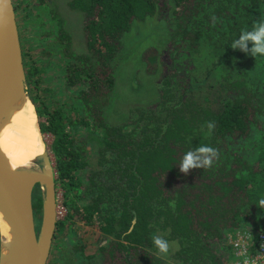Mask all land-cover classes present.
<instances>
[{
	"label": "trees",
	"instance_id": "1",
	"mask_svg": "<svg viewBox=\"0 0 264 264\" xmlns=\"http://www.w3.org/2000/svg\"><path fill=\"white\" fill-rule=\"evenodd\" d=\"M13 4L19 16L22 7ZM67 6L83 16L81 51L62 21L46 37L67 61L63 81L78 91L75 106L51 110L40 99L37 69L23 52L41 134L54 138L56 185L67 209L55 240L75 234L78 245L67 252L81 264H227L229 236L249 233L257 241L264 232V56L231 47L264 21V0ZM154 38L156 45L144 46ZM130 46L146 48L137 57L147 78H133L131 89L152 96L130 104L128 123L110 125L109 113L125 106L114 102L120 67L135 71L127 64L136 57ZM76 129L91 136L77 139ZM200 146L217 151L213 165L181 172L184 155ZM157 235L168 240L167 255L155 248Z\"/></svg>",
	"mask_w": 264,
	"mask_h": 264
},
{
	"label": "rangeland",
	"instance_id": "2",
	"mask_svg": "<svg viewBox=\"0 0 264 264\" xmlns=\"http://www.w3.org/2000/svg\"><path fill=\"white\" fill-rule=\"evenodd\" d=\"M13 2L15 4L19 3L20 7H22V9L19 11V16H17V18L19 17L20 21H17V23L19 31L20 33H22V52H24L25 50V52L30 54L31 61L34 64V67L37 69L36 78L38 80L39 87V92L37 91V95L41 96L40 99L45 101L46 105L51 110H68L72 106L76 105V97L78 91H70L65 87L63 77L64 68L66 67L67 61L60 58L59 56H55L53 49H51L52 38L50 36L46 37V33L56 32L59 26V22L62 21L65 24V27H67L69 31H71V33L73 34L75 51L80 52L82 48L79 47L82 43L83 37V34L81 33L83 16L79 13L72 12L68 8L67 5L69 3V0H46V2L42 5H40L39 0H13ZM56 15L58 16L57 18L55 17ZM24 16L27 17L26 19L22 20ZM151 24L154 27L156 26L157 28L162 29V27L159 26L156 21L151 22ZM132 38L133 37L130 38V41L132 40ZM154 44L156 45L155 38L149 39L147 43H144V46L148 47ZM145 49L146 48L142 46H130V50L134 51L136 57L130 59L127 64H133V69H135V71L128 72L126 70L125 65H122V67H120V71L118 72L117 78L121 84L116 89L114 102L119 101L120 104H123L125 106L123 107V110L115 109L114 112L111 111L109 113L110 120H108V124L110 125H122L123 123H128V116H130V104L139 103L138 101L140 100H148V98L152 96L146 91H142L143 93H135L134 91H132L129 83L130 81L132 83L133 78L147 79L144 73L139 72L140 62L137 57L140 56V53H142ZM165 49L163 53H169ZM45 51L49 56L43 54ZM23 58L25 65L24 54ZM28 62H30V60ZM27 94L30 99L28 100L32 105L33 102L31 98L33 95L35 96L36 94L30 92L29 86L27 87ZM23 96L25 95L23 94ZM32 106L34 107V105ZM89 136H91V132L88 129H76L75 131V138L77 139L85 140V138H88ZM42 140L43 143L46 145L48 153L51 156L52 162L55 165L54 155L51 151L54 138L51 135H43ZM91 159L93 162H96V158L93 153L91 154ZM38 198L42 200L40 187H37V190L35 192L34 207L39 206V203L37 201ZM56 202L57 208L58 206L60 208L64 207L67 214L66 205L64 204V192L61 188H57ZM35 214L37 227H40L42 214H39L37 211H35ZM63 219L58 218V221H62ZM1 223L2 222L0 219V261L2 256V250L6 246V242L2 237ZM77 245L78 239L76 235L72 233L66 236L65 239H57V241L54 240L48 264H81L78 260H76L77 257H75L72 253L67 252L72 249L73 246Z\"/></svg>",
	"mask_w": 264,
	"mask_h": 264
},
{
	"label": "water",
	"instance_id": "3",
	"mask_svg": "<svg viewBox=\"0 0 264 264\" xmlns=\"http://www.w3.org/2000/svg\"><path fill=\"white\" fill-rule=\"evenodd\" d=\"M27 87L13 0H0V121L17 90L21 89L29 99ZM38 127L43 137L39 122ZM39 167L42 177L26 176L15 183L0 158V211L3 212V218L13 233L7 245L15 254L14 264H48L55 240L58 224L57 171L50 154L44 156L43 163ZM37 187H40L42 194L40 227L36 224L34 207Z\"/></svg>",
	"mask_w": 264,
	"mask_h": 264
},
{
	"label": "bare ground",
	"instance_id": "4",
	"mask_svg": "<svg viewBox=\"0 0 264 264\" xmlns=\"http://www.w3.org/2000/svg\"><path fill=\"white\" fill-rule=\"evenodd\" d=\"M17 90L4 117L0 121V158L8 169L11 179L17 183L26 176H41L40 165L48 153L38 127V116L30 101ZM2 237V264H14L15 254L8 242L12 238L9 224L0 211ZM4 247V246H3Z\"/></svg>",
	"mask_w": 264,
	"mask_h": 264
},
{
	"label": "clouds",
	"instance_id": "5",
	"mask_svg": "<svg viewBox=\"0 0 264 264\" xmlns=\"http://www.w3.org/2000/svg\"><path fill=\"white\" fill-rule=\"evenodd\" d=\"M251 44V47H249ZM233 49H239L245 54L253 57L264 56V21L259 22L252 31H243L239 39L232 42ZM213 123L208 124L211 131L214 128ZM218 153L215 149L208 146H200L194 151H188L181 162L180 171L187 174L191 169L209 168L213 165V159ZM264 205V200L259 202ZM153 244L160 254L167 255L170 250L168 240L157 235L153 237Z\"/></svg>",
	"mask_w": 264,
	"mask_h": 264
},
{
	"label": "built area",
	"instance_id": "6",
	"mask_svg": "<svg viewBox=\"0 0 264 264\" xmlns=\"http://www.w3.org/2000/svg\"><path fill=\"white\" fill-rule=\"evenodd\" d=\"M57 218L63 219L66 216L65 208L58 206ZM258 244L259 251L252 255V249ZM233 247V255L228 256L227 264H264V232H261L257 241L249 233L231 235L228 237V245ZM233 257V258H232Z\"/></svg>",
	"mask_w": 264,
	"mask_h": 264
}]
</instances>
